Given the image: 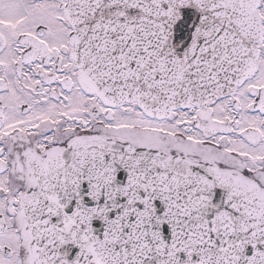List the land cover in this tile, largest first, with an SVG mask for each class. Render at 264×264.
<instances>
[{"label": "snow or ice", "instance_id": "1", "mask_svg": "<svg viewBox=\"0 0 264 264\" xmlns=\"http://www.w3.org/2000/svg\"><path fill=\"white\" fill-rule=\"evenodd\" d=\"M0 264H264V0H0Z\"/></svg>", "mask_w": 264, "mask_h": 264}]
</instances>
